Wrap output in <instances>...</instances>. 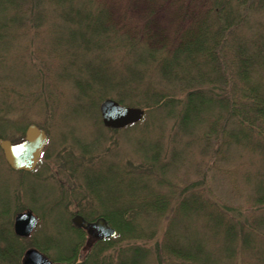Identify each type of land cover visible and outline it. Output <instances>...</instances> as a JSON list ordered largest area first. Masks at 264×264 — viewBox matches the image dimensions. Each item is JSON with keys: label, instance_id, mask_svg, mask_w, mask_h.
<instances>
[{"label": "trees", "instance_id": "1", "mask_svg": "<svg viewBox=\"0 0 264 264\" xmlns=\"http://www.w3.org/2000/svg\"><path fill=\"white\" fill-rule=\"evenodd\" d=\"M125 2L140 14L139 18L136 21L125 14L127 8L123 6L125 13L119 12V16L124 22L116 25L111 18L114 14L103 0H0V28L6 27L8 19L14 20L17 26L33 28L45 19V5L54 7L59 10L58 17L68 34L66 37L53 36V46L65 54L81 51L83 56H90L81 60V66L75 65L77 58L66 61L75 67V74L69 79L78 91L74 111H78L79 102L84 98L96 97L98 108L108 95L104 93L106 89H112L117 102L135 105L144 111L139 121L122 129L139 125L148 112L158 115L160 112L161 117L176 116L179 131L187 134L188 142L198 144L200 149L207 148L203 147L206 133L201 136L194 130L205 125L206 114L216 112L223 115L220 132L225 134L222 142L216 139L218 146H230L235 141L238 147H244L249 143L252 150L264 157V141L252 139L253 144L242 128L237 132L235 128H228L247 125L250 122L244 119L250 117L264 120V0ZM168 14L170 22L158 25L159 16L168 17ZM117 55L119 63H116ZM134 98L140 101L131 102ZM252 126L248 131L254 130ZM211 127L215 128V124ZM149 150L141 161L127 159L119 163L122 174L117 173L119 180L106 192L110 203L104 202V194L98 187L88 188L92 198L98 200L100 209L90 217H104L117 233L130 229L121 242L127 245L140 235L142 239L145 232H141L140 227L148 226L150 233L145 237L155 239L157 264L168 259H177L181 264H215L223 259L219 256L221 250H217L221 240L228 246L227 251L233 252L231 259L237 245L242 250L248 249L252 234L262 233L259 227L264 218L245 226L240 216L237 220L233 216L227 219L216 213L211 203H205L201 199L205 190L202 176L189 184V190L187 186L177 187L169 178L158 179L174 170L168 162L161 161L162 153L157 143L153 149L149 146ZM110 168L105 170L108 172ZM125 184L122 191L120 187ZM262 186L258 188L260 205L264 199V184ZM7 196L2 194L0 200V208L4 211L9 202ZM221 212L228 211L222 207ZM160 222H164L161 227L165 229L159 226L158 230H151L154 223ZM159 229L160 239L155 235ZM78 232L82 234L83 231ZM114 238L97 241L93 247L100 252L113 247L116 260L99 256L93 261L97 264H145L144 259L140 260L143 254L137 247L139 251L134 248L130 257L119 253L122 247L118 245L122 243L115 246ZM23 239L14 235L9 220L0 221V264H20ZM77 246L71 254L56 260H73ZM251 254L264 264V256ZM90 258L91 255H86L85 260L76 264H88Z\"/></svg>", "mask_w": 264, "mask_h": 264}, {"label": "rangeland", "instance_id": "2", "mask_svg": "<svg viewBox=\"0 0 264 264\" xmlns=\"http://www.w3.org/2000/svg\"><path fill=\"white\" fill-rule=\"evenodd\" d=\"M103 1L109 12L114 14L111 18L116 25L124 22L119 16V12L125 13L123 6L127 8L125 14L138 20L140 14L126 6L125 0ZM44 9L45 19L33 28L28 25L17 26L11 19L4 24L5 28H0V139L14 141L21 138L29 124L42 128L47 136L42 157L30 172L10 170L0 150V200L2 194H8L9 201L5 211L0 208V221L9 220L12 228L14 216L25 210H30L38 218L30 238L22 240V253L28 248H35L51 260L66 264L82 262L86 255H91L88 264H97L92 259L99 256L116 260L117 254L112 251L113 247L100 252L93 247V242L88 245L86 232L79 234L80 229L72 225L71 218L75 214L89 221L95 218L90 215L100 210L98 200L92 198L88 188L98 187L104 194V202L108 203L106 192L119 180L116 177L122 174L119 163L127 159L141 161L150 152L149 146L153 149L156 143L162 153L161 161L168 162L170 169L174 170L167 171L166 175L162 174L158 179L169 178L177 187L187 186L189 190V184L202 176L205 190L202 191L201 199L211 203L216 213L227 219L233 216L237 220L236 217L240 216L242 222H246L245 226L256 224L257 220L264 218V199L260 205L262 200L258 189L264 184V157L252 150L251 144L248 146L246 141L248 144L244 147H238L235 141L230 146H218L216 139L222 142L225 136L220 132L223 115L219 116L216 112L206 114L205 118L208 119L205 125L194 130L195 134L201 136L206 133L203 147L207 148L200 149L198 144L188 142L187 134L179 131L176 116L161 117L160 112L159 115L148 112L139 125L112 131L110 129L113 128L104 126L108 128L105 129L100 124L96 97L92 100L84 98L79 102L78 111H74L78 103L75 100L78 91L69 79L73 78L75 67L66 61L77 58L79 62L74 61L75 65L81 66V60L90 56H83L81 51L79 54L78 51L65 54L53 46V36L66 37L68 32L58 17L59 10L47 4ZM159 17L161 22L159 20L158 25L171 20L169 14L168 17ZM119 62L120 56L117 55L116 63ZM104 93L108 94L104 99L117 98L112 89H106ZM133 100L140 101L137 98L130 101ZM85 105L86 108H82ZM254 118L244 119V122H250L247 125L238 124L237 127L228 128H235V132L242 128L243 134L253 144V140L263 142L264 120ZM213 124L215 128L211 127ZM251 124L254 130L248 131ZM109 166L111 168L107 172L105 168ZM126 185L120 189L123 191ZM183 196L188 198V195ZM222 207L228 212L222 213ZM260 223L263 224L259 227L262 233L252 234L248 249L242 250L237 245L234 258L230 259L233 252L229 253L228 246L221 240L217 250H221L219 256L223 259L215 264H263L251 254L264 256V222ZM162 225L164 222L154 223L151 230H158L159 226L165 229ZM140 228L141 232L150 233V227ZM160 229L155 234L158 239L161 237ZM128 230L125 232L129 234ZM125 232L121 230L117 233L116 230V240L112 241L115 246L122 243L118 245L122 247L119 253L130 257L137 247L143 254L141 261L144 259L145 264H157L153 246L155 239L147 240L148 237L142 234V239L140 235L135 242L130 241L126 245L125 241L121 242L127 235ZM75 246L77 249L73 260H56L71 254ZM162 264L181 263L177 259H168Z\"/></svg>", "mask_w": 264, "mask_h": 264}, {"label": "water", "instance_id": "3", "mask_svg": "<svg viewBox=\"0 0 264 264\" xmlns=\"http://www.w3.org/2000/svg\"><path fill=\"white\" fill-rule=\"evenodd\" d=\"M99 114L102 124L108 128H121L138 121L143 111L139 108L121 105L112 99H105L99 104ZM46 144L45 132L34 124H30L24 136L15 141L0 140V149L8 166L13 170L30 171L34 168ZM38 218L30 211L25 210L14 216L12 229L15 235L28 236L37 224ZM71 223L85 230L90 245L97 239H105L115 235V230L108 226L102 217L88 222L79 215L71 218ZM21 264H66L49 260L35 248H28L21 257Z\"/></svg>", "mask_w": 264, "mask_h": 264}]
</instances>
